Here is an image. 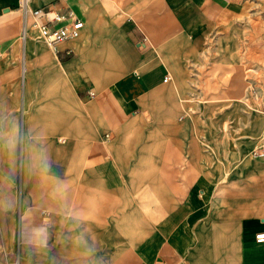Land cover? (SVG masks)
<instances>
[{
  "label": "crops",
  "instance_id": "crops-1",
  "mask_svg": "<svg viewBox=\"0 0 264 264\" xmlns=\"http://www.w3.org/2000/svg\"><path fill=\"white\" fill-rule=\"evenodd\" d=\"M52 1L28 0V4L37 5L31 8L69 7L83 21L77 39L61 43L57 52L51 50L54 59L65 49L75 54L74 58L49 69L51 77H82L75 78L77 85L72 82L59 85L60 104L69 109L71 93L85 88V81L92 80L88 75L93 69L104 75L107 72L109 78L105 79L107 84L87 92L91 104L79 111L84 120L74 128L75 139L69 141V151L73 148L76 161H80L81 169L75 171V176L85 181L84 187L76 192L73 221L66 220L58 209L53 208L50 213L34 204L22 206L15 239L16 264L29 257L21 254V248H37L36 258L53 259L56 264L66 258L63 264H190L194 260L203 264H264V243L255 241V234L264 232L263 169L253 171L259 172L261 182L242 185L232 192L237 195L251 190L260 198L257 204L217 196L211 179L219 177V170H206L199 165L203 155L195 130H203V123L175 120L182 109L185 116L189 115L185 103L194 96L187 71L175 69L185 65V57L208 35L232 26L241 13L239 3L236 0ZM19 4L20 0H0V87L15 80L13 67L20 59L21 81L30 93L36 90L41 66L34 69L27 57L25 41L30 33L28 17L22 11L24 49L20 53L14 47L18 27L13 12L20 8ZM169 69L175 73V80L168 84L163 78L170 75ZM93 112L99 116L97 125L90 121ZM145 115L149 120H145ZM65 123L57 119L50 133L60 132L68 137ZM211 124L219 126L217 122ZM148 141L165 148L161 152L155 150L159 153L150 159L142 147L138 151H124L130 143L142 145ZM23 150L22 146L19 190L27 193L22 187V175L30 160ZM8 161L0 148V241L6 225L12 221V193L18 190ZM145 161L158 164L147 171L139 166ZM54 167L53 164L52 200L65 205L70 200V187L66 175L62 183L56 181L59 169ZM129 177L162 179L157 181L159 187L155 192L147 191L149 196L133 199L127 206L133 211H153L148 215L142 237L139 224L137 228L128 224L131 233L124 237L122 179ZM95 185L101 186V190H96ZM94 210L99 218L111 211V228L83 235L80 227L86 213L91 211V216L98 218ZM125 241L132 249L126 256ZM82 242L84 247L76 248ZM109 242L115 249H108ZM12 255L10 250H0V264L8 263Z\"/></svg>",
  "mask_w": 264,
  "mask_h": 264
},
{
  "label": "rangeland",
  "instance_id": "rangeland-1",
  "mask_svg": "<svg viewBox=\"0 0 264 264\" xmlns=\"http://www.w3.org/2000/svg\"><path fill=\"white\" fill-rule=\"evenodd\" d=\"M110 1L114 2V0ZM236 1L239 3L241 13L232 26L225 30L218 29L208 35L191 55L185 57V65L175 69L176 72L187 71V79L191 82L194 95L188 98L191 100L190 102L185 103V107L187 108L188 104L191 109H188L190 116H185L182 111L185 109H182L176 114L175 120L179 123L192 122L191 120L203 123V130H195L197 142L202 147L203 155L199 165L206 170L213 168L219 170V177L211 179L215 182L214 189L219 193L216 195L221 198L227 197L229 201L257 204L260 198L251 190L249 193L237 195L232 192L242 185L261 182L262 178L259 177V172H255L259 169H263L264 172V160L253 159L250 155V150L258 145L264 132V0ZM29 6L37 5H33L31 2ZM13 13L17 16L18 27L14 47L21 53L24 49L21 29L25 20L19 7ZM28 27L30 34L25 41L27 57L34 69L41 66L35 82L36 90L30 93L25 90L19 74L20 59L13 67L15 80L3 83L0 87V148L9 160L7 164L14 170V184L18 186L16 193H12L14 198V205L10 212L12 221L6 225L4 238L0 241V250H10L13 255L8 263L1 262V264H16L17 262L15 253L18 247L15 239L17 221L22 206L34 204L43 207L46 212L50 213L53 208L58 209L64 214L66 220L71 218L73 221L76 192L84 187L85 181L83 178L75 176V171L78 168L81 169L80 161H76L73 148L72 152L69 151V141L75 139L77 131L74 128L84 120V115L79 111L82 112L91 104L88 102L87 92L96 91L100 86L107 84L108 81L105 79L109 78L107 72L104 75L93 69L88 75L92 80L85 81L83 90L77 89L72 92L70 107L69 109L64 108L57 97L59 85L63 82L67 84L72 82L77 85L75 78L82 77L73 75L56 79L51 77L48 71L55 66H60L59 62L65 63L74 58V51L70 50L69 53L62 51L54 59L51 49L39 38L29 17ZM169 72L168 84L175 80V73L170 69ZM230 110H234V112L231 114ZM57 119L60 122L66 121L68 137L60 132L54 135L50 133L51 125ZM145 120H149V116L145 115ZM90 121L93 125L99 123V116L96 112L92 113ZM213 122L219 123V126H212ZM212 127H216V129H212ZM49 142L50 144H48ZM22 146L23 152L30 160L27 163V170L23 171L22 175V187L27 189V193H20L19 190L20 174H22L20 169ZM140 147L144 149L143 151L149 159L159 153L155 150L158 149L161 152L165 148V146L161 147L148 141L142 145L130 143L124 147V151H138ZM173 147L175 146L173 145ZM77 148L82 150L83 147L78 146ZM53 158L54 162H52ZM53 164L56 170L59 169V179L56 181L59 184L62 183L66 175L70 187V200L65 205L54 203L52 200L51 169ZM156 164L158 163L145 161L140 162L139 166L148 171L155 169L154 165ZM181 167L184 168V164ZM159 180L162 179L154 177L122 179L125 238L131 233V226L128 227V224H133L136 228L139 224L142 237L143 228L148 222V215L153 213L147 209L133 211L127 206L131 205L133 199L140 198L141 200L149 196L146 194L147 191L155 192L159 187L157 184ZM95 189L101 190V186L95 185ZM96 200L100 199L96 198ZM96 200L94 199V201ZM94 212L98 217V211L94 210ZM91 215V211L86 213L84 225L80 227L83 235L90 231L91 233H102L103 230H110L111 211L105 216L102 215L101 218ZM113 217H115V213H113ZM83 244L82 242L81 246L76 248H83ZM107 247L115 249V245L111 242L107 243ZM35 249L37 248H21V254L29 256L27 260L26 257L22 258V264H56L53 259L36 258ZM131 250L125 241V256ZM191 257L195 258V255H191ZM60 260V264H63L62 261L68 259ZM207 261H211V259ZM185 263H187L186 260ZM190 264H203V262L197 263V260H194Z\"/></svg>",
  "mask_w": 264,
  "mask_h": 264
},
{
  "label": "built area",
  "instance_id": "built-area-1",
  "mask_svg": "<svg viewBox=\"0 0 264 264\" xmlns=\"http://www.w3.org/2000/svg\"><path fill=\"white\" fill-rule=\"evenodd\" d=\"M65 0H53L52 3ZM20 9L25 17H30L31 25L36 29L39 38L51 50L57 52L61 43L77 39L83 29V21L69 7H54L46 5L43 7L31 8L27 0H20ZM69 53V49H65ZM170 80L167 74L164 82ZM92 95V93H89ZM253 159L264 160V132L259 139L258 145L250 150ZM256 243H264V232L255 234Z\"/></svg>",
  "mask_w": 264,
  "mask_h": 264
},
{
  "label": "bare ground",
  "instance_id": "bare-ground-1",
  "mask_svg": "<svg viewBox=\"0 0 264 264\" xmlns=\"http://www.w3.org/2000/svg\"><path fill=\"white\" fill-rule=\"evenodd\" d=\"M27 2H28V0H27ZM20 4H21V2H20ZM55 51V50H54Z\"/></svg>",
  "mask_w": 264,
  "mask_h": 264
}]
</instances>
